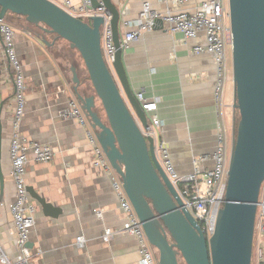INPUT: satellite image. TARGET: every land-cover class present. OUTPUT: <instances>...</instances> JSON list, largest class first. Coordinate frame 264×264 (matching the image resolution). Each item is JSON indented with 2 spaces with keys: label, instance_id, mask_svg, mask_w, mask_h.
<instances>
[{
  "label": "crops",
  "instance_id": "crops-1",
  "mask_svg": "<svg viewBox=\"0 0 264 264\" xmlns=\"http://www.w3.org/2000/svg\"><path fill=\"white\" fill-rule=\"evenodd\" d=\"M80 1L72 0L75 6ZM113 1L125 8L122 22L138 16L141 0ZM149 1L155 9H166L157 0ZM200 1L192 0L184 7L194 10ZM12 22L28 86L22 132L31 141L50 145L54 152L48 163H38L30 154L26 168L28 187L55 209V215L45 214L42 205L31 196L37 206L29 242L33 252L31 264H140L134 236L116 234L104 239L107 230L122 231L126 223L112 187V176L94 165L93 149L79 122L60 116L68 102L77 99L73 69L81 81L79 92L87 96L94 94L81 55L55 35L44 34L42 37H47L53 45L44 44L36 27L25 17L16 16ZM124 32L121 24V35ZM193 46V42L185 44L180 34H171L162 27L146 33L124 51L135 95L144 89L146 98L158 102L157 115L162 123L158 140L169 151L181 176L193 174L195 159L213 155L217 147L216 66L211 55L194 54ZM0 64V108L4 104L1 168L5 181V202L0 205V245L16 260L18 238L10 212L16 191L9 152L16 88L3 56ZM225 102L226 108L231 109L224 112L225 118L234 134L233 83L227 85ZM213 167L210 160L201 169ZM78 237L85 239L83 248L77 246Z\"/></svg>",
  "mask_w": 264,
  "mask_h": 264
},
{
  "label": "water",
  "instance_id": "water-1",
  "mask_svg": "<svg viewBox=\"0 0 264 264\" xmlns=\"http://www.w3.org/2000/svg\"><path fill=\"white\" fill-rule=\"evenodd\" d=\"M104 7L111 15L116 56L114 71L102 51L103 17L84 21L49 0H0V19L8 13L25 17L46 35L63 39L81 55L94 94L79 92L81 81L73 69L74 90L113 169L135 208L159 264H252L257 206L264 185V0H229L233 33L232 66L234 110L239 122L233 134L226 202L214 236L208 241L198 221L184 206L157 154L160 141L146 137L150 117L132 88L124 62L121 24L125 8L113 0H92V9ZM164 27L159 20L155 29ZM38 34L47 46L53 45ZM102 105L106 120L97 111ZM0 205L5 181L1 168ZM137 118V120H136ZM139 123L141 124H138ZM47 215L55 209L32 188Z\"/></svg>",
  "mask_w": 264,
  "mask_h": 264
},
{
  "label": "built area",
  "instance_id": "built-area-1",
  "mask_svg": "<svg viewBox=\"0 0 264 264\" xmlns=\"http://www.w3.org/2000/svg\"><path fill=\"white\" fill-rule=\"evenodd\" d=\"M49 1L84 21L90 17L104 18L105 23L101 29L102 51L108 67L113 72L117 50L111 26L112 17L106 9L104 7L92 9V0H81L78 6H75L72 0ZM141 1L138 16L135 19L122 22V27L125 30L122 35L124 48L140 40L146 33L154 31L157 22L161 20L169 33L180 34L185 44L194 43L192 49L194 54L211 55L216 66L215 102L218 120L215 153L197 157L194 161V173L181 176L177 173L170 153L164 144L161 142L158 143L159 145L156 144V154L163 169L182 199L184 206L198 221L209 241L216 232L219 213L226 202L228 171L233 148V134H231V128L227 124L224 113L227 107L225 102L226 88L229 83H233V33L230 23L229 0H202L194 10L184 7L192 0H157L166 6L163 11L155 9L149 0ZM2 56L8 64L16 88L9 149L16 198L10 205V212L18 238L19 255L16 260H12L0 245V264H31L33 252L29 248V242L36 223L37 206L31 200L28 191L26 168L30 154L36 162L48 163L53 159L54 152L50 145L31 141L22 132L28 86L24 67L16 49V31L6 19H0V60ZM136 97L145 112L151 116L149 128L141 127L142 132L146 137L157 140L158 132L162 126L157 115L158 102L146 98L144 89L137 93ZM60 116L79 122L80 126L85 129L89 144L93 149L94 165L112 176V187L119 199L120 210L126 223L122 231L107 230L104 239L109 240L116 234L134 236L139 246L140 264H159L156 250L148 240L143 225L124 189L121 177L108 160L80 102L75 98L71 99L67 107L60 111ZM138 124L141 123L138 121ZM210 160H213L214 167L202 170L201 166ZM255 237L258 247L253 252V259L258 264H264V248L262 246L264 244V188L257 206ZM77 246L81 248L85 246L83 237L77 238Z\"/></svg>",
  "mask_w": 264,
  "mask_h": 264
},
{
  "label": "rangeland",
  "instance_id": "rangeland-1",
  "mask_svg": "<svg viewBox=\"0 0 264 264\" xmlns=\"http://www.w3.org/2000/svg\"><path fill=\"white\" fill-rule=\"evenodd\" d=\"M8 23L14 27V25H13L14 23L12 21H8ZM36 31H37L38 34L44 35L41 31L37 30V28H36ZM46 39H47V37H46ZM88 78H89V76H88ZM229 84H231V83H229ZM97 106H98L99 114L103 117L104 120H106L105 112H104V109H103L102 105L100 104V102L97 103ZM229 110H231V109L230 108H228V109L226 108L225 109L226 112L229 111ZM228 116H229V114H227V117ZM235 116H236V118L238 120V113H236ZM263 188H264V185L262 187V191H263ZM262 191H261L260 196L262 195ZM257 239H258V236H257ZM262 246L264 248V244H262ZM257 247H258V242L256 241V237H255V239H254V251L257 250ZM179 262H180V264H185V262H184V260L182 258L179 259ZM252 264H258V263L256 262V260L253 259Z\"/></svg>",
  "mask_w": 264,
  "mask_h": 264
},
{
  "label": "trees",
  "instance_id": "trees-1",
  "mask_svg": "<svg viewBox=\"0 0 264 264\" xmlns=\"http://www.w3.org/2000/svg\"><path fill=\"white\" fill-rule=\"evenodd\" d=\"M1 10V8H0ZM16 17V15L12 14V13H8L7 17H6V21H12L13 18ZM40 31V30H39ZM97 111L99 112V110L97 109ZM236 113H238V120L236 118V122H235V129L237 128L238 126V122H239V112L237 110H235Z\"/></svg>",
  "mask_w": 264,
  "mask_h": 264
}]
</instances>
